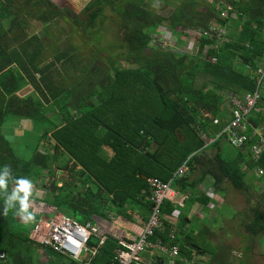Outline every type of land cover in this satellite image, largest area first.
I'll return each mask as SVG.
<instances>
[{"label":"trees","instance_id":"obj_1","mask_svg":"<svg viewBox=\"0 0 264 264\" xmlns=\"http://www.w3.org/2000/svg\"><path fill=\"white\" fill-rule=\"evenodd\" d=\"M164 1L174 5L177 0ZM148 3L150 0L91 1L86 12L75 20L79 29L92 37L98 24L110 19L107 8L111 7L120 15V20L114 18V22L126 31L129 49L120 48L118 57L112 52L103 56L110 60L109 64L99 60L87 65L85 60L79 62L76 49L66 47L55 53L50 64L52 68L41 61L45 47L43 36L26 35L28 21L25 14L38 20L40 17L45 24L43 29L48 31L49 20L67 11L59 8L53 0H29L27 7L19 9H16V0H0V169L8 165L13 176L32 181L45 171L53 175L55 167L65 170L73 161L70 171L74 182L69 183L70 180L62 178L61 187L54 186L46 192L54 196L51 203L58 211L80 213L86 224L95 215L109 219L114 214L133 219L136 212L150 220L154 208L150 178L172 181L175 187L193 195L190 189L211 174L217 186L230 182L237 189L249 193L252 187L247 178L249 171L264 169V154L257 160L252 153L261 139L260 135L254 136V132L264 124V99L247 119L250 124L248 134L253 133L252 140L246 149L236 148V158L227 149L231 146L226 134L209 146L217 150L214 156L206 152L209 147L204 138V134L216 137L213 132L222 130L216 126L220 125L217 119L222 116L223 105L231 102V96L220 95V91L229 90L237 95L254 93L258 88L254 75L239 71L238 52L235 51L246 47L245 61L256 71L255 52L257 50L264 56V38L258 37L251 27L254 17L248 20V28L243 30L236 44L224 43L212 48L217 39L204 35L198 54L193 56L190 52L158 49L152 44L157 37L148 31L150 26L156 29L172 19V24L168 25L174 29L173 33L178 35L174 27L181 24L184 27L181 33L186 34L185 28L196 25L189 22L193 11L186 12L184 7H179L170 17L159 14L155 19L154 9ZM177 10L181 12L177 14ZM212 12L215 16L218 13L222 16L223 11ZM212 12L203 18L202 29L208 28L212 22ZM67 13L73 16L71 10L68 9ZM255 13L261 16L258 22L264 28L261 19L264 12ZM6 20L10 21L8 29L2 23ZM103 38L106 39L105 34ZM248 41L250 45H247ZM124 45L121 44L122 47ZM209 55L217 56L218 62H211ZM81 65H84L83 71L79 69ZM75 74L80 78L73 86H60L56 82L59 76L72 77ZM28 84L34 87V92L19 96L17 92ZM46 104L51 105L52 109L48 110H52V115L45 112ZM207 112L215 119L212 120ZM225 113L229 115L228 109ZM9 115L18 117L19 122L27 119L33 125L32 131L41 130L43 134L36 136L44 144L43 150L45 145L50 146L49 151H39V146H35L32 158L24 159L22 150L17 155V145H11L2 132ZM224 118L225 123L220 126L227 127L233 118L227 120L226 115ZM48 136L51 141L44 143ZM23 137L20 136V140ZM104 150L114 151V156H104ZM186 163L189 170L179 174ZM78 166L82 168L76 170ZM197 171L200 175L195 178ZM193 175V182H189ZM184 184L189 190L183 187ZM13 187L10 182L9 191ZM203 197L204 205H207L211 198L208 195ZM204 199L200 198L201 201ZM31 201H36L34 195H31ZM4 207V199L0 196V250L9 254L8 262L0 264H49V261L58 264L59 261L51 256L55 254L30 238L35 226L32 220L38 218L36 221H39L42 217L29 209L34 218L28 224H21L16 210L11 209L5 214ZM174 208L168 200L162 210L171 213ZM252 208L254 219L247 224V230L254 238L264 234V201ZM166 227V231H159L154 240L174 245L170 234L175 227L168 221ZM195 235L187 234L190 248L201 246L198 238L204 234ZM100 242L98 237L91 239L89 247L99 250L98 254L79 264H114L122 248L120 241L110 237L101 248ZM177 242L179 245V239ZM43 250L51 260L41 263L38 255ZM181 254L187 255L184 251Z\"/></svg>","mask_w":264,"mask_h":264},{"label":"rangeland","instance_id":"obj_2","mask_svg":"<svg viewBox=\"0 0 264 264\" xmlns=\"http://www.w3.org/2000/svg\"><path fill=\"white\" fill-rule=\"evenodd\" d=\"M53 1L56 3V5L59 8L65 9V11L67 12H68V9L71 10L72 11L71 14L73 16H71L67 12L55 17L53 20H49V17L47 16L49 20L48 24L50 25L48 27V31L45 28L43 29L45 24L40 19V17L38 20L34 17H31V15L27 16L28 14L22 13V14H25V18L27 17L26 19L28 21V25L25 27L26 35L30 36L33 34H39V35H42L44 38L45 47L42 53V58L43 60H45V62L43 60L41 61L45 66L49 64L48 66H51L53 68V65H50V64L52 60L54 59L55 53L58 52L59 49H63L66 47H69V49L71 50L76 49L79 55V58H78L79 62L82 63L83 60H85L86 61L85 64L87 65H89V63L93 61L99 62V60L104 61L107 64H109L110 60L102 58L103 56H107L106 54H109V52H112L113 56L118 57L119 50L129 49L128 39H126V35H127L126 31L123 30V28L121 29L114 22L115 19L120 20V15L113 12L111 10V7L107 8L108 18L110 19H108L106 23L104 22V23L98 24V26L94 30V35L91 37L89 34L79 29V27L75 23V20L86 12L85 10L87 9L89 3L93 0H53ZM28 4H29V0H16L15 6H17L16 9H19L20 7H24V6L27 7ZM148 4H150L152 6V9H154L155 19L157 15L159 14L170 17L177 9V6L175 4L171 5V3H168V1H164V0H150V3ZM197 7L198 5L194 3L190 9H195ZM25 10H28V8H25ZM197 10L198 9H196L195 11L197 12ZM180 12L181 10H177L176 13L179 14ZM2 23L5 25L7 29L9 28L10 26L9 20L2 21ZM81 25L84 26V24H81ZM148 31L152 32L154 36L157 37L153 39L152 44L154 46H158L157 48L162 51L172 50L175 52H178V51L179 52H191V55L193 56L194 54H198L197 49L193 52V50L190 47H188L187 44L183 46L181 44V40L178 39L179 35L174 34L172 30L169 31V28H167L165 25L160 26V27L158 26L156 29L150 26V28H148ZM98 34L99 35L101 34V37H98ZM104 34H105L106 39L103 38ZM194 38L196 40L199 39L198 35H195ZM121 44H125L124 45L125 47H122ZM116 46L117 48L113 53V49ZM189 46H191V42H189ZM58 66H61L60 63L58 64ZM83 66L84 65H81V67L79 68L80 71H83ZM61 69L63 68L61 67ZM18 73L21 74V71H19ZM36 76L40 78V75L36 74ZM79 78H80L79 74H75L72 77H66V75H62L56 79V82L60 86H70V85L73 86V84H75L76 80H78ZM204 81L205 79L202 80V83ZM33 92H34V87L31 84H28L22 87L17 93L19 96L24 97ZM50 106L51 105L49 104L45 105V112L48 115H52V110H48V109H52V107ZM6 119L7 121L4 123V126L2 127V132L11 145L16 144L19 150H22L21 154L24 157V159L33 157L36 151L35 146H39L38 147L39 151H41V149L43 150L44 144L42 145L40 139L36 136V134L40 136L43 134L41 130L36 131V132L32 131V132L25 134V132H28L27 127H26L28 125L25 124V121H27V123L29 122L27 119H22L21 122H19L18 120L19 118L16 117L15 115H9L8 118ZM263 132H264V124L261 127V129H259V133L261 135L263 134ZM16 133L19 135V137L22 135L25 137H23L20 140V138L18 137ZM48 141H51L50 136L47 137L46 142L44 143H47ZM49 149H50V146L45 145V149L43 150V152L49 151ZM18 154H20V151L17 152V155ZM103 154L104 156L113 157L114 151L104 150ZM63 161L65 162L64 159ZM71 166H73V161L68 164L65 170L55 167V172H54L55 175L54 174L50 175L49 171H45L44 173H42L41 177H34V179L31 181L32 182V195H34L36 200H39V201L30 202V208H29L30 211L41 216L42 218L49 217L50 218L49 221L51 220L52 217L62 212V211L58 212L56 210L57 209L56 206L52 205L51 202L54 201L53 199L54 196L50 193H47L46 191H48V188H52V183L54 182H59L57 187H61L62 178H64L65 181L70 180L69 183H73L74 180H72V175H71L73 173H71L72 171H70ZM80 168H82V166L76 167V170H79ZM259 174L264 176V174L262 173H259ZM250 178H254L253 185H255V187L251 188V190L248 191L249 193H245L242 190L237 191V192L235 191L236 201H237L238 206H240L239 208H237V212L234 209L232 210V208L228 204H225L226 207L221 206L222 214L225 213V215H229V214H232L233 212H236L234 214L233 219L229 221L232 223L231 225L230 224L229 225L233 226V229H229L226 231L225 237L222 243L227 244L226 245L227 247L231 248L232 250L235 249L236 252L239 253L238 256L241 258V260H239L240 263L242 262V264H264V234L262 235V237L258 236V237L250 238V240L240 241L239 240L240 236L237 235L238 232H236V228H235L237 224H233L237 221L241 223L242 219L246 220V222L248 221L251 222L254 219L252 215V209L250 207L251 205L253 206L252 202L257 203V202L264 201V196H263L264 195V177L260 178L253 174V177H249L248 179ZM238 210L240 211L242 210V213H241V216L236 217V215H238ZM64 212L66 213L67 216L71 218L74 217L78 222L82 224H86L85 217L82 216L80 213H74L71 210L70 211L65 210ZM222 214H221L222 219H224V215ZM37 219L38 218H35L34 220H32V222L35 221L34 228L40 221V220L36 221ZM17 220L21 224L23 223L26 224L27 222L23 220L20 215H18ZM244 224L246 225L245 222ZM244 224L240 226L241 233L246 231V229L244 230L243 228ZM220 234H222V232H220ZM249 234L250 233H247L248 236ZM217 241L219 243L221 242V240H217ZM251 243H255V244L254 245L252 244L251 248L248 250L247 247L250 246ZM260 243H261V246H260ZM202 246H204V244ZM208 246H211V243ZM216 252H218V250H216ZM149 253L150 252H144L142 254V257L146 260H149L150 254H151ZM40 254L41 255L39 256V260L41 263H43V261L45 260H48L49 255L45 253L44 250L40 251ZM52 256L54 259H57L58 261H62V259L59 256L57 255H52ZM49 264H51L50 261H49Z\"/></svg>","mask_w":264,"mask_h":264},{"label":"crops","instance_id":"obj_3","mask_svg":"<svg viewBox=\"0 0 264 264\" xmlns=\"http://www.w3.org/2000/svg\"><path fill=\"white\" fill-rule=\"evenodd\" d=\"M194 3L197 4L198 7L195 9H190ZM175 5L177 6V8L184 7V11H186V12L193 11V13H190V15H191L190 19L191 20H189V22H193L196 24V25H190V26H193L192 28H195V29H190L191 27L185 28V29H190V30H187L186 34L181 33L182 30L184 29L183 25L179 24L177 27H174V28H176L177 33L179 35L178 39L181 40V44L183 46H185L187 44L188 47H190V48L193 47L194 50H196V49L198 50L200 45L202 44V41H200V40H201V37L204 36V30H205V28L204 29L201 28V26L203 24V18L205 16H209L210 12H212V10H217L218 12H220V10L222 11V9L226 8L228 5H232L234 7V11L232 12L230 17L222 18V16L219 13L215 16V15H213V12H212V18H211L212 21L216 20V22H218L219 24L224 25V27L227 31V36H228V41L225 43L233 44V45L236 44L240 40L243 30L248 28L246 23H248L249 22L248 20H250L253 17H254V21L252 22L251 27H253V30L255 31V34L258 35V37L264 38V28H262L260 23L258 22V20L260 19L261 16H259L255 13V12H259V13L264 12V5H263V1L261 2V0H194V1L177 0L175 2ZM196 9H198L197 12L195 11ZM223 17H225V16H223ZM213 18H216V19H213ZM261 19L263 20L262 23L264 24V17H262ZM171 20L172 19L167 20L165 22L166 23L165 26L167 28H169V31L170 30L174 31V29L169 27V25H168V24H172ZM204 23H206V22H204ZM162 26H164V25H162ZM198 29H200V31H198ZM196 30H197V32H196ZM195 35H198V37H199L198 40H196L194 38ZM189 42H191V46H189ZM250 44L251 43L248 41L247 45H250ZM212 48H216V47L212 46ZM251 48L254 49L255 47L252 45ZM246 49L247 48L244 47L243 49L237 48L235 50L236 52H238L237 63H238L239 71L244 72L248 75H254L256 77V79L258 80V83H259V79H260L259 69H260L261 65L264 64V59H263L262 55L258 54V52L256 50L255 57L257 59L255 60L256 61L255 67H257V68H255L256 71H254L251 64L246 62L245 61L246 58L243 56V54L246 53ZM205 52H208V51L206 50ZM209 57H216V56H210L209 55L208 58ZM263 84H264V82H263ZM262 91H263V95H264V86H263ZM219 93H220V95H229V96L235 95L234 92H230L229 90L220 91ZM245 94L246 93L237 94V95H245ZM222 109H223L222 116L219 119H217V120H219L217 124L220 123V125H223L225 123V118H224L225 115L227 116V120H231L233 118V113H231L232 112L231 102H229L228 105L224 104ZM226 109H228L229 115L227 113H225ZM207 115H209L212 120L215 119L214 115L208 114V112H207ZM220 120H221V122H220ZM25 124L28 125V126H26L28 132H25V134L31 132L34 129L32 123H30V122L27 123V121H25ZM220 125H216L218 127H222V130H220L219 133L213 132L214 130H212L213 133L217 134L216 137L210 138L206 134H204V138L207 142L208 147L210 145H212L215 141H217V140L220 141L222 139L221 136H222V134H224L226 127L225 126L223 127ZM16 129H17V127H16ZM259 129H261V127L256 128V130L254 132V136L261 135L259 133ZM18 137H19V135H18ZM21 137H23V135ZM262 137L264 138V132L262 134ZM259 140H261V139H259ZM259 140H258V142H259ZM225 144L226 143L223 142V145H225ZM228 144L231 146V148H227L228 151L234 155L233 157L236 158L238 155V152H237L238 148L236 149V147H234L231 142H229ZM13 145L16 146V144H13ZM16 151H19V148L17 146H16ZM206 152L208 154H210L211 156H214L215 154H217V150H213L210 147L206 149ZM259 173H261L260 170L255 168L252 171H249L247 178L253 177V174L255 176L261 178L263 175H260ZM262 174H264V173H262ZM199 175H200V171H197L195 178L198 177ZM193 180H194V175L191 177V179H188L189 182H193ZM166 182H168V181H166ZM170 182H172V181H170ZM228 183H230V182H225L223 185L217 186L216 180L213 177V175L208 174L206 177V180L198 182L197 186H194L193 189H190V191L193 192V195H191L189 192L183 191L180 187L179 188L175 187L172 184L173 187L177 191L180 192V196H179L180 202L175 203V202L171 201L172 204H174L175 208H174L173 212H171V213H169V212L164 213L165 219L168 221L169 225L171 224V225H174V227L176 226L175 229H176V233H177V240H176V242H174L172 240V243L178 244L177 241L179 239L180 248H184L183 250L181 249V251H184V253H186L187 255H183V257H181V259H178L175 261L172 257H169V256L157 254L154 257L153 254L149 253L150 259L147 261H149V262L153 261V264H156L159 259L165 260V264H173L174 262H176L177 264H242V262L241 263L239 262V260H241V258L238 256L239 253L236 252L235 249L232 250L231 248L227 247L226 246L227 244L222 243V241L225 237L226 231L229 229H233V226H230L232 223L229 221L231 219H233L234 214L237 212V208L240 207L237 204L236 195H235V193L237 191H240V189H237L233 184L230 183L231 184L230 185ZM248 183L252 184L251 188L255 187V185H253L254 178L248 179ZM183 187L186 190H189V187L186 184H184ZM151 189H152V187H151ZM152 194H153V190H152ZM204 195H208L211 198V200H209L207 205H204L205 204V199L203 197ZM200 198L204 199V200L201 201ZM36 201H39V200H36ZM252 203H253V206L251 205L250 207L253 210L252 207H254L258 202L257 203L252 202ZM225 204L230 205L232 210L234 209V210H236V212H233L232 214H229V215H225V213L222 214L221 213V210H222L221 206L226 207ZM61 213H63V212H61ZM241 213H242V210L241 211L238 210V215H236V217L241 216ZM63 214H65V213H63ZM221 214L224 215V219H222ZM252 215H253V212H252ZM96 219H97V221L104 223L105 229L108 230L109 233H113L115 236H118V237H122V236L123 237H135V238L139 237V235L143 233L144 229L147 227V225L150 221L149 217L145 218L144 216L140 215L138 212H136L134 214L133 219H130V218L122 216V215L117 216L114 214L113 215L111 214L109 219L108 218H102L98 215H95L93 217L92 221H94L96 223ZM226 220H228V221H226ZM227 222H229V223H227ZM244 222L246 223V225L244 224ZM27 223H28V221L26 222V224ZM248 223H249V221L246 222V220H243V219H242L241 223L239 221L233 223V224H237V226H235V228H236V232H238L237 235L240 236V238H239L240 241L250 240V238H252L251 234H249V236L247 235V233H249L247 230V224ZM242 224H244V227H243L244 230L246 229V231L243 233L240 232V229H241L240 226ZM83 225H86V224H83ZM177 226H179L180 229L177 228ZM32 231H31V233H32ZM219 231L222 232V234H220ZM31 233H30V238H31ZM194 233L198 236L204 234L203 235L204 238L203 237L198 238V242H199L198 244L201 246L204 244V246H202V247L197 246L198 248H195L196 246L192 247V248H190L191 246H188V244L190 242H187V240H188L187 234L195 235ZM220 235H222V236H220ZM217 240H221V242L219 243ZM210 243H211V246H208V245H210ZM252 244L254 245L255 243H251L250 246L247 247L248 250L251 248ZM260 246H261V243H260ZM199 249H205V251H201ZM215 249L218 250V252H216ZM229 249H231V250H229ZM0 251H2V250H0ZM2 252L7 254V260L1 261V262L6 263L9 260V254L5 251H2ZM40 255L41 254H39L38 257ZM188 255H191V258H187ZM90 257H91V255H86L85 259H88ZM48 260H50V259H48ZM71 262H75V261H71ZM67 263L68 262L66 261V264ZM76 263L79 264V262H76Z\"/></svg>","mask_w":264,"mask_h":264},{"label":"built area","instance_id":"obj_4","mask_svg":"<svg viewBox=\"0 0 264 264\" xmlns=\"http://www.w3.org/2000/svg\"><path fill=\"white\" fill-rule=\"evenodd\" d=\"M222 11L223 16L230 17L234 11V7L228 5ZM204 34L217 39L216 43L213 44L214 47L228 41L224 25L219 24L216 20L211 23ZM191 49L193 52L195 51L193 47ZM209 59L213 63L218 62L217 56L209 57ZM259 75L260 79L256 92L231 96L234 116L231 123L225 128L224 134L229 138L232 145L238 149H246L252 140V135L248 134L250 124L247 119L264 99L262 91L264 86V64L259 69ZM260 136L261 140L253 147L252 151L254 158L257 160L264 154V138L262 135ZM188 169L189 166L186 163L180 168L178 173H186ZM259 170L261 173H264L263 168ZM149 182L153 190V215L143 233L137 238L115 236L113 233H109L105 229L104 223L97 221V219L96 223L91 221L83 225L74 217L71 218L66 214L60 213L52 217L50 221L49 217L42 218L33 229L31 239L42 245L46 251L62 258V261H59L58 264H66V261L84 263L86 255L96 256L99 250L89 247V243L93 237L100 239V248L105 245L110 237H115L120 241L122 248L118 251L114 264H153V261L149 262L142 257L144 252H150L154 257L157 254L169 256L175 261L181 259L183 256L178 244L169 245L163 240H154L159 231H164L167 228V220L162 210L163 205L168 200L179 203L180 192L173 187L172 182H166L159 178H150ZM170 237L171 240L176 242V229L171 231ZM49 258L51 259L50 256ZM6 260L7 254L0 251V262ZM173 264L177 263L174 262Z\"/></svg>","mask_w":264,"mask_h":264},{"label":"clouds","instance_id":"obj_5","mask_svg":"<svg viewBox=\"0 0 264 264\" xmlns=\"http://www.w3.org/2000/svg\"><path fill=\"white\" fill-rule=\"evenodd\" d=\"M208 28H205L204 32ZM198 31H200V29H198ZM10 182L14 184V187L11 189V191H9ZM31 195H32L31 180H29L26 177L13 176L12 169L8 165H5L2 169H0V196H2L4 199L5 214H7L9 210L15 209L16 214L20 215L23 220L29 221L33 219L34 218L33 213L29 211Z\"/></svg>","mask_w":264,"mask_h":264},{"label":"water","instance_id":"obj_6","mask_svg":"<svg viewBox=\"0 0 264 264\" xmlns=\"http://www.w3.org/2000/svg\"><path fill=\"white\" fill-rule=\"evenodd\" d=\"M146 179H148V177H145ZM59 184V182H54V183H52V188L54 187V186H57ZM51 188V189H52ZM156 264H165V260H163V259H159L158 260V262L156 263Z\"/></svg>","mask_w":264,"mask_h":264}]
</instances>
